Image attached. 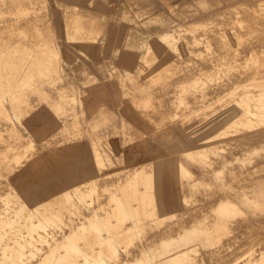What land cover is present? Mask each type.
Returning a JSON list of instances; mask_svg holds the SVG:
<instances>
[{
	"label": "rangeland",
	"instance_id": "obj_1",
	"mask_svg": "<svg viewBox=\"0 0 264 264\" xmlns=\"http://www.w3.org/2000/svg\"><path fill=\"white\" fill-rule=\"evenodd\" d=\"M80 1L87 3L88 0H0V40H2L0 43L10 42V45L19 46L20 51H24L17 56L18 58H14L15 61L23 59L25 52L37 50L35 47L40 43L43 47L50 44L57 51L56 56H50L53 59L51 65L45 64L47 57L42 52L41 55L36 54L37 58L33 60L34 62L37 59L36 63L30 66L24 64V67L19 64L20 66L15 69L16 75L25 76L27 82L21 81L20 78L17 79L18 83L14 87L17 102L12 104L9 99H6V107L9 105L8 114H0V197L12 191L13 185L15 186V183L26 176L22 180L24 183L17 184V187L19 191H28L29 186L31 187L29 208L45 210L41 205H46L52 212L61 211L64 223L60 227L55 226L51 229L54 236L64 240L65 236L79 234L82 237L80 241L84 249L88 248L90 251V248H95L97 250L93 255V260L100 262L98 264H264V163H261L264 161V137L259 138L257 135L259 138L257 140H263L260 144L254 142L256 139L253 141V138H257L253 136L259 130L261 131L258 134L261 137L264 136V120L256 124L252 121L248 122L249 116H247V111L257 108L253 96L264 92V0H236L205 15L195 13L186 22L176 23L177 25L169 30L153 36L133 30L128 26H123L120 30L115 28L110 30V24L106 22L103 15L100 17L87 8H80L78 6ZM242 11L244 13L240 14ZM17 19L20 20L17 21ZM239 19L243 20L240 25L243 27L239 29L238 38H231L223 33L221 29L231 27ZM4 20L5 23H3ZM2 26L6 28L1 29ZM181 27L187 28L189 32L195 30V33L186 34L188 42H175L165 48L157 47L152 51L149 50L152 40L166 34H173ZM122 29L126 31H121ZM115 31L117 34L112 33ZM195 37H198V40L195 41ZM120 38H125L122 43H119ZM262 45L263 47L260 48ZM240 48L244 54L239 53ZM251 48H256L253 49L255 53L259 49L257 52L259 55L249 63L242 61L241 57L246 56L245 53L248 54ZM224 49L228 50L227 53ZM217 55L219 58L223 56V59L216 60L214 63L213 60L218 59L215 57ZM228 55L232 56L229 63L227 62ZM237 58L241 62H238ZM211 61L213 62L211 65L215 64L216 67H211L209 64ZM25 67H28L27 69L31 67V71H26ZM205 68L208 69L205 70ZM46 69L50 71H44ZM196 70L197 74L199 73L197 76ZM246 71L254 74L249 75ZM185 72L184 77L187 80H182L181 78L184 77L179 76ZM7 73L9 74V71ZM97 75L101 77V83L92 89L86 88L85 82ZM187 75H191V78ZM177 76L178 80L176 78L177 81H175L174 78ZM229 77L235 79L232 80ZM227 81L232 83V88L228 87L229 82ZM219 82L223 87H219ZM27 83L30 85L26 87ZM48 90H51L52 94ZM190 92L191 95L194 93V99L191 98ZM167 94L170 96H166ZM197 95L201 96L200 100ZM214 95L216 97L213 98ZM32 96L36 98V101ZM188 96L191 99L188 98V100ZM25 98L28 99L24 100ZM81 98L83 101H80ZM166 100L171 104V108L167 106ZM187 100L189 102L199 100L200 102L192 104L194 101L189 103ZM31 101L36 102L37 105L34 103L36 105L34 106ZM79 103L81 104L78 105ZM179 105H184L183 109L186 110H182ZM180 107L186 113H179ZM78 109H80L79 112ZM203 109L207 111L204 112ZM223 109L232 110V112H227L233 114L228 115L227 112L221 111ZM259 109L264 113V101L260 103V108L257 110ZM208 111L210 113H207ZM236 112L240 114L242 112L243 116H241L244 120L239 114L235 116ZM34 113H36L35 116L39 114L41 122L37 116L36 120ZM42 113L48 114H43L46 118H43ZM225 113L226 117L233 116V121L238 117L242 120L240 118L237 122H233L232 119L228 120ZM81 114L83 118L80 117ZM216 114H220L221 118L225 117L220 118L222 123L218 122L219 115L215 119ZM10 116L12 118L9 119ZM85 117L88 119L86 120ZM27 118L29 123L33 120L32 124L27 122ZM201 118H204L202 122ZM223 120L227 124L223 123ZM168 121L172 122V125L170 124L172 128L167 126ZM207 121L209 123L213 121L215 127L210 126L212 124L208 126ZM82 122L85 124H81ZM37 123L43 126L40 124L41 127L38 125L35 130L34 125ZM198 125H200L199 128ZM201 125L208 126L207 130H212V128L218 130L221 125L227 126L220 128L222 132L215 130V135L210 136L215 131L211 133L203 126L201 129ZM254 125L259 128L257 131L253 130ZM154 126L157 127L154 128ZM188 126L191 128L189 129ZM31 127L33 132H31ZM175 127L180 134L182 133L181 135L176 132ZM38 128H42L40 131L42 137L38 135ZM195 128L196 130H193ZM237 128L244 130L239 131ZM223 129L228 131L223 133ZM200 131L201 133L209 132L207 133L209 136H206V133L200 134ZM47 132L48 134H45ZM217 132L222 134L219 135ZM47 137H50V142ZM59 137L62 142L58 139ZM234 138L237 139L235 140L237 143L233 140ZM110 140H113V144L109 143ZM23 141H25V146H22ZM241 141H245L244 146ZM251 141L254 145L257 144V147L253 146ZM89 142L93 148L89 149L93 151L87 148L90 147ZM56 145L59 147H56L58 150L54 147ZM68 145L73 147L74 154L77 147L81 152L78 150L74 155L72 151H69ZM38 147H43V152ZM60 147L65 153L62 154L61 151L62 155L58 157L55 151H58L60 155ZM97 147L98 150H96ZM22 149L25 150L22 151ZM237 151L240 152L238 155ZM69 153H72L71 157ZM227 156L231 158L228 159ZM39 157H45L44 161L47 163ZM23 161L25 163H22ZM67 163H70L69 166ZM91 163L92 165H89ZM35 165L40 166L42 170L37 166L38 172ZM64 165H67L66 168ZM253 165L259 166L251 167ZM247 167L251 169L248 170ZM104 168L105 171H103ZM16 175L17 177H14ZM100 179L102 184L106 183L102 185ZM12 180L16 182L13 183ZM215 190H218L217 193ZM218 193L222 194L224 199H219L222 196H218ZM3 207L4 203L0 200V213L4 211ZM85 210L91 218L85 215ZM120 218L124 221L123 225L118 226V229L114 227L109 232L107 222L109 220L116 222ZM89 227L93 232L87 231ZM83 228H87L86 233H83L85 232ZM118 232H122L123 236L117 239L115 236L119 234ZM43 233H46V236L53 241L50 237V230L43 231ZM105 233H110L115 237L107 242L111 249L99 243L100 235ZM179 247L191 251L177 260H167L166 252L173 249L178 251ZM41 248H43L42 251L38 256L31 258L29 264L43 262L42 256L47 253L46 245H42ZM110 252L114 253L112 259L108 257ZM123 255L126 257L123 258Z\"/></svg>",
	"mask_w": 264,
	"mask_h": 264
},
{
	"label": "bare ground",
	"instance_id": "obj_2",
	"mask_svg": "<svg viewBox=\"0 0 264 264\" xmlns=\"http://www.w3.org/2000/svg\"><path fill=\"white\" fill-rule=\"evenodd\" d=\"M243 14L244 12L242 11V12H240V14ZM5 16V15H4ZM9 20V19H8ZM8 20H7V22H8ZM18 20H20V19H17V21ZM242 21L243 20H238V21H236L231 27H225V28H223V29H221L222 31H223V33H225L227 36H229V37H231V38H234V37H236V38H238L239 36H240V28H242L243 26H240V25H242ZM0 22H1V20H0ZM6 21L4 20V22L3 23H5ZM10 22V21H9ZM12 22V21H11ZM14 22V21H13ZM21 22V21H20ZM62 22V21H61ZM15 23H16V21H15ZM15 23H13L15 26H16V24ZM19 23V22H18ZM17 23V24H18ZM10 25V24H9ZM177 25V24H176ZM229 25H230V23H229ZM11 26V25H10ZM9 26V27H10ZM225 26H226V24H225ZM3 27H5L6 28V26H2V28L1 29H3ZM8 27V28H9ZM20 27H21V24H20ZM20 27L18 28V29H20ZM205 27H207V26H205ZM224 27V26H223ZM10 29V28H9ZM12 29V28H11ZM17 29V28H16ZM7 29H5V31H6ZM1 31V30H0ZM20 31V30H19ZM121 31H126V29H122ZM120 31V32H121ZM193 31V30H192ZM195 31V30H194ZM189 32V30L187 29V28H184V27H181V28H179L178 30H176V32L175 33H173V34H166L165 36L163 35V36H161V37H159V38H156V39H154V40H152L151 41V43H150V48H149V50L150 51H152V50H154V49H156L157 47H161V48H165V47H167V46H169V45H171L172 43H175V42H180V41H182V42H186L187 41V38H186V34L187 33H195V32ZM55 32H56V30H55ZM171 32V31H170ZM173 32V31H172ZM215 32V31H214ZM9 33V32H8ZM20 33V32H19ZM123 33H125V32H123ZM12 34H13V32H12ZM10 35V34H9ZM8 35V36H9ZM121 35V34H120ZM8 36H6V37H8ZM57 36H58V34H57ZM225 36V35H224ZM6 37H5V39H6ZM56 37V36H55ZM119 37V36H118ZM243 37V36H242ZM58 38V37H57ZM11 39V38H10ZM9 39V40H10ZM16 39H18V38H16ZM124 39L125 38H120V40H119V43H122V41H124ZM207 39H209V37L207 38ZM220 39V38H219ZM55 40V39H54ZM196 40H198V37H195V41ZM235 40V39H234ZM0 41H2V40H0ZM6 41H8V40H6ZM19 41H20V39H19ZM57 41V40H56ZM194 41V42H195ZM219 41H221V40H219ZM218 41V42H219ZM230 41V40H229ZM236 41V40H235ZM11 42H12V40H11ZM18 42V41H17ZM23 42V41H22ZM188 42V41H187ZM222 42V41H221ZM21 43V42H20ZM56 43V42H55ZM58 43H59V41H58ZM212 43H213V41H212ZM14 44V43H13ZM52 44V43H51ZM193 44V43H192ZM222 44H224V43H222ZM21 45V44H20ZM85 45V44H84ZM183 45V44H182ZM244 45V44H243ZM45 47H43V44H39V45H37L35 48H37V50H35L34 52H25L24 54H25V57H24V54H23V56H22V58L23 59H20V60H17L16 59V61H15V59L14 58H16L17 56H20V54L22 53V52H24V51H20L21 49H19V46L17 47L16 45L14 46V45H10V42H6V43H0V114L1 115H6V113H7V111H8V109H9V105H7V107H8V109H7V107H6V105H5V103H6V99H9V101L13 104L14 102L16 103L17 101H16V99H17V95H16V91H14V87L16 86V84L18 83L17 82V79L18 78H20V80L21 81H26V77L25 76H22V77H18L16 74V72H15V69L18 67V66H20L19 64H21L22 66L25 64H27V66L29 65L30 66V64H32V63H34L37 59H35V61L33 62V60H34V58L36 57L37 58V55L36 54H40L41 55V53L43 52L44 53V55L47 57V61H46V65L48 64H50L51 65V63L53 62V59L52 58H50V56H56V50L55 49H53L52 48V46L49 44H46V45H44ZM59 46H61V45H59ZM57 47V46H56ZM84 47V46H83ZM187 47V46H186ZM189 47V46H188ZM244 47H246V45H244ZM261 47H263V45L262 46H260V48ZM179 48V47H178ZM190 48V47H189ZM256 48H257V46H256ZM256 48H253V49H256ZM23 49V48H22ZM239 49V48H238ZM252 49V48H251ZM250 49V50H251ZM253 49H252V53H250V50H248L249 52H248V54L247 53H245L246 54V56H244L243 54H244V51L242 52V50H241V48H240V52L239 53H243V54H240L242 57V61L244 60V61H246V62H250V61H252V59H254L257 55H259V53H257L258 51H259V49L256 51V53L255 52H253ZM64 50V49H63ZM204 50V49H203ZM216 50V49H215ZM225 51H226V49H224ZM232 50V49H231ZM261 50V49H260ZM263 50H264V48H263ZM228 51V50H227ZM227 51H226V53H227ZM183 52V51H182ZM204 52V51H203ZM247 52V51H246ZM261 52V51H260ZM61 53V52H60ZM220 53V52H219ZM225 52H223V54H226ZM263 53V52H262ZM222 54V53H221ZM220 54V55H221ZM222 54V55H223ZM230 54V53H229ZM231 54H232V52H231ZM227 55V54H226ZM234 55H236V54H234ZM240 55H239V59H240ZM261 55V54H260ZM64 56V55H63ZM238 56V55H237ZM38 57H40L39 55H38ZM65 57V56H64ZM192 57V56H191ZM190 57V58H191ZM215 57H217L218 59H214L213 61H214V63H215V61L216 60H220V59H223V56H222V58H219L218 57V55L217 56H215ZM221 57V56H220ZM227 57H229L228 58V60H227V62L229 63V59H230V57H232V56H230V55H228ZM234 57V56H233ZM261 57H262V55H261ZM18 58V57H17ZM66 58V57H65ZM128 58V57H127ZM211 58V57H210ZM214 58V57H213ZM238 58H237V60H238ZM260 58V57H259ZM39 60H40V58H39ZM189 60V59H188ZM192 60V59H191ZM226 60V59H225ZM256 60V59H255ZM63 60L61 59V62H62ZM170 61H172V60H170ZM173 61H174V56H173ZM190 61V60H189ZM208 61V60H207ZM233 61V60H232ZM263 61V60H262ZM262 61H260L261 63H263ZM38 62V61H37ZM43 62V61H42ZM175 62V61H174ZM185 62V61H184ZM193 62H195V61H193ZM204 62V61H203ZM202 62V63H203ZM209 62V61H208ZM221 62V61H220ZM226 62V61H225ZM238 62H241L240 60H238ZM36 63V62H35ZM201 63V62H200ZM211 63H213L212 61L209 63L210 65H211ZM233 63V62H232ZM38 65H39V63H37ZM36 64V65H37ZM204 64V63H203ZM202 64V66H206V67H208L206 64H204L203 65ZM208 64V63H207ZM208 64V65H209ZM216 64H220V63H216ZM222 64V63H221ZM244 64V63H243ZM44 65V64H43ZM199 65V64H198ZM209 65V66H210ZM225 65H227V64H225ZM32 66V65H31ZM212 66H215V64H212L211 65V67ZM24 67V66H23ZM42 67V66H41ZM192 67V66H191ZM196 67V66H195ZM194 67V68H195ZM200 67V66H199ZM216 67V66H215ZM246 67V66H245ZM263 67V66H262ZM26 68V67H25ZM28 68V67H27ZM25 69L26 71L28 70L29 72L31 71V67H29V69ZM190 68V67H189ZM209 69H210V67H208ZM208 68H205V70L206 69H208ZM264 68V67H263ZM21 69V68H20ZM41 69V68H40ZM131 69H133V68H131ZM198 69V71H199V68H197ZM203 70H204V68H202ZM213 69H214V67H213ZM191 70H192V68H191ZM194 70V69H193ZM214 70H216V69H214ZM224 70V69H223ZM255 70V69H254ZM253 70V71H254ZM7 71H9V74L7 73ZM22 71V70H21ZM44 71H50V69L49 70H44ZM190 71V70H189ZM209 71V70H208ZM264 71V70H263ZM262 71V72H263ZM46 72V73H47ZM63 72H64V69H63ZM62 72V73H63ZM194 73H195V71H193ZM202 72V71H201ZM207 72V71H206ZM247 72V71H246ZM32 73V72H31ZM35 73V72H34ZM208 73V72H207ZM240 73H242V71H240ZM248 73V72H247ZM29 74V73H28ZM49 74V73H48ZM186 74V72L183 74V75H180L179 77H184V75ZM189 74H191V73H189ZM188 74V75H189ZM196 76L199 74H197V70H196ZM215 74V73H214ZM235 74H237L238 75V73H235ZM249 74V73H248ZM254 73H252V72H250V74L249 75H253ZM260 74V73H259ZM29 75H31V74H29ZM187 75V76H188ZM191 75H193V74H191ZM190 75V76H191ZM230 75H233V74H230ZM236 75V76H237ZM63 76V75H62ZM125 76V75H124ZM136 76V75H135ZM186 76V77H187ZM190 76H188V77H190ZM247 76V75H246ZM245 76V77H246ZM64 77V76H63ZM126 77V76H125ZM137 77H138V75H137ZM137 77H136V79H137ZM193 77V76H192ZM213 77V76H212ZM250 77V76H249ZM37 78V77H36ZM176 78H177V80H178V76L177 77H175L174 79H175V81H177L176 80ZM191 78V77H190ZM236 78H239V77H236ZM241 79L243 78V77H240ZM248 78V77H247ZM251 78V77H250ZM259 78V77H258ZM139 79V78H138ZM182 80L183 79H186L185 77L184 78H181ZM197 79V78H196ZM203 79V78H202ZM229 79H232V80H234L235 78H230L229 77ZM240 79V80H241ZM244 79V78H243ZM49 80V79H48ZM101 77L100 76H94L93 77V79L92 80H90V81H88V82H85V87L86 88H88V89H92V88H94V86L95 85H98L99 83H101ZM173 80V79H172ZM182 80H181V82H182ZM187 80V79H186ZM191 80V79H190ZM194 80V79H193ZM198 80H199V78H198ZM227 80V79H226ZM225 80V81H226ZM237 80V79H236ZM180 81V80H179ZM238 81V80H237ZM245 81V80H244ZM27 82V81H26ZM186 82V81H185ZM184 82V83H185ZM189 82H191V81H189ZM194 82V81H193ZM229 81H227V83H228ZM223 83H225V82H223ZM182 84V83H181ZM180 84V85H181ZM219 84H220V82H219ZM233 84H235L234 83V81H233ZM237 84V83H236ZM20 85V84H19ZM30 84L29 83H27L26 84V87L27 86H29ZM40 85V84H39ZM103 85V84H102ZM179 85V86H180ZM192 85H193V83H192ZM215 85H216V83H215ZM228 85V87H230V88H232V83H230L229 82V84H227ZM229 85H231V86H229ZM191 86V85H190ZM218 86V85H217ZM223 87V85L222 84H220L219 85V87ZM234 86V85H233ZM33 87V86H32ZM170 87V86H169ZM172 87V86H171ZM178 87V86H177ZM193 87V86H192ZM196 87H197V85H196ZM38 88V87H37ZM60 88V87H59ZM175 88V87H174ZM180 88V87H179ZM198 88V87H197ZM201 88V87H200ZM211 88H212V86H211ZM210 88V89H211ZM227 88V87H226ZM20 89V88H19ZM189 89V88H188ZM193 89V88H192ZM204 89H206V88H204ZM213 89V88H212ZM216 89V88H215ZM221 89V88H220ZM22 90V89H21ZM218 90H219V88H218ZM253 90V89H252ZM48 91H51V90H48ZM195 91H196V89H195ZM229 91V90H228ZM175 91H173V93H174ZM176 92H177V90H176ZM189 92V91H188ZM191 92H194V91H192L191 90ZM191 92H190V95H191ZM199 92H200V89H199ZM209 92L210 93H212L211 92V90H209ZM249 92H251V91H249ZM256 92V91H255ZM81 93H83V92H81ZM163 93V92H162ZM162 93H161V95H162ZM165 93H168V92H165ZM170 93V92H169ZM172 93V92H171ZM187 93V92H186ZM185 93V94H186ZM196 93V92H195ZM229 93V92H228ZM51 94H52V91H51ZM65 94V93H64ZM78 94V93H77ZM176 94V93H175ZM194 94V93H193ZM191 95L192 97L191 98H193L194 99V97L193 96H195V95ZM197 94V93H196ZM213 94V93H212ZM222 94V93H221ZM153 95V94H152ZM169 94H167L166 96H168ZM179 95V94H178ZM189 95V96H190ZM54 97L56 96V95H53ZM52 96V97H53ZM78 96V95H77ZM170 96V95H169ZM187 97V99L189 98V99H191L190 97ZM198 96V95H197ZM196 96V97H197ZM202 96H204V95H202ZM225 96V95H224ZM28 97H29V94H28ZM173 98H174V96H172ZM171 97V98H172ZM180 97H182V96H180ZM179 97V98H180ZM185 97V100H186V96H184ZM199 97V100H200V97L201 96H198ZM197 97V98H198ZM213 98L214 97H216L215 95L214 96H212ZM32 98L34 99L35 97L34 96H32ZM172 98V99H173ZM197 98H195V99H197ZM213 98H210V99H213ZM26 99H28V98H25L24 100H26ZM31 99V98H30ZM32 99V100H33ZM175 99V98H174ZM173 99V100H174ZM184 99V98H183ZM188 99V100H189ZM210 99H208V101L210 100ZM187 100V101H188ZM198 100V101H199ZM223 100V99H222ZM221 100V101H222ZM253 100H254V102H255V106L257 107V108H260V103L261 102H263L264 101V92H262L260 95H256L255 97L253 96ZM35 101H36V98H35ZM38 101V100H37ZM80 101H83L82 100V98L80 99ZM79 101V102H80ZM168 103H169V101L168 100H166ZM170 101H171V99H170ZM194 101V100H193ZM193 101H188L189 103H191V102H193ZM197 101V102H198ZM67 102H68V100H67ZM167 102H165V103H167ZM177 102V101H176ZM196 101H194V103H192V104H198ZM200 102V101H199ZM203 102V101H202ZM220 102V101H219ZM19 103V102H18ZM20 103H21V101H20ZM36 104V102H33L32 103V101H31V104ZM48 103V102H47ZM167 103V106L169 105V107H170V103L168 104ZM171 103H172V101H171ZM185 103V102H184ZM207 103V102H206ZM34 104V106H36ZM81 103H79L78 105H80ZM85 104V103H84ZM100 104V103H99ZM161 104V103H160ZM173 104H174V102H173ZM57 105V107H58V104H56ZM55 105H53V107H54ZM82 106V105H81ZM179 106H181L182 107V110H186V109H183L184 108V105L182 106V105H179ZM186 106H188V105H186ZM185 106V107H186ZM202 106V105H201ZM52 107V108H53ZM57 107H56V109H57ZM84 107V106H83ZM87 107V106H86ZM168 107V108H169ZM181 107H180V112L179 113H186L185 111L183 112L182 110H181ZM197 107H199V106H197ZM196 107V108H197ZM55 108V107H54ZM54 108H53V111H54ZM59 108V107H58ZM78 108H79V106H78ZM101 108H102V106H101ZM171 108V107H170ZM191 108V107H190ZM195 108V109H196ZM210 108H211V106H210ZM209 108V109H210ZM246 108V107H245ZM253 108V107H252ZM257 108H256V110L255 109H251V110H249V111H247V113H248V115L247 116H249L248 117V119H249V121L248 122H250V121H252V122H255L256 124L257 123H262V120H264V113L263 112H260L261 111V109H259V110H257ZM55 109V110H56ZM85 109V108H84ZM83 109V110H84ZM192 109V108H191ZM198 109V108H197ZM58 110V109H57ZM79 110L80 109H78V112H79ZM167 110V109H166ZM173 110V108L171 109V111ZM174 110H175V108H174ZM226 110V109H225ZM224 109L223 110H221V111H223V112H232V110H229V109H227V111H225ZM241 110V109H240ZM50 111V110H49ZM164 111V110H163ZM170 111V112H171ZM182 111V112H181ZM203 111H204V109H203ZM207 111V110H206ZM206 111H204V112H206ZM221 111H220V113H221ZM236 111H238V110H236ZM34 112V111H33ZM33 112H31L32 114H33ZM58 112V111H57ZM227 112V113H228ZM243 113H244V111H242ZM242 112H241V114H240V112H236L235 113V116H237L238 114L240 115V117L242 118ZM10 113H12L11 111H10ZM17 113H18V111H17ZM48 113V112H47ZM47 113H42V115L44 114H47ZM178 113V112H177ZM178 113V115L180 116V114ZM207 113H210L209 111L207 112ZM246 113V114H247ZM8 114V113H7ZM13 114V113H12ZM31 114V115H32ZM35 114L36 113H34V116H35ZM79 114V113H78ZM202 114H204V113H202ZM222 114V113H221ZM233 114V113H232ZM231 113L229 114L228 113V115H232ZM237 114V115H236ZM19 115V114H18ZM44 115H43V118H46V117H44ZM48 115V114H47ZM205 115V114H204ZM217 115H219L218 117H219V119H218V122L219 123H222V122H220L221 121V119H224L226 116H227V114L225 113L224 115H225V117H220L221 115L220 114H216V116H215V119L217 118ZM223 115V114H222ZM242 115V116H241ZM245 115V114H244ZM12 116V115H11ZM9 117V119L10 118H12V117H14V116H12V117ZM33 116V117H34ZM37 116V115H36ZM36 116H35V118H36ZM38 116H39V114H38ZM37 116V118L39 119V117ZM41 116V115H40ZM71 116V115H70ZM74 116V115H73ZM97 116V115H96ZM101 116V115H100ZM6 117V116H5ZM29 117V116H28ZM32 117V116H31ZM81 118H83L82 117V114H81V116H80ZM79 117V118H80ZM89 117H91V116H89ZM181 117H183V114H181ZM181 117H179V118H181ZM191 117H196V116H191ZM232 117L233 116H231V118H229V117H226V119L228 118V120H230V119H232ZM240 117H238V118H240ZM22 118V117H21ZM37 118H36V120H37ZM42 118V117H41ZM80 118V119H81ZM87 117H85V119H86ZM167 118V117H166ZM193 118V119H194ZM221 118V119H220ZM236 118V117H235ZM238 118H236V120H234L235 122H237L238 121ZM240 118V119H241ZM246 118V117H245ZM4 119V118H3ZM6 119V118H5ZM63 119H65V118H63ZM67 119V118H66ZM88 119V118H87ZM86 119V120H87ZM177 119H178V117H177ZM191 119V118H190ZM189 119V120H190ZM197 119V118H196ZM214 119V118H213ZM212 119V120H213ZM225 119V120H226ZM243 120H244V118H242ZM241 119V120H242ZM14 120V119H13ZM16 120V119H15ZM40 120V122H41V119H39ZM45 120V119H44ZM180 120V119H179ZM178 120V121H179ZM195 120V119H194ZM201 120V122H202V120H204V118L202 119H200ZM199 120V121H200ZM210 120H211V117H210ZM1 121V120H0ZM21 121H22V119H21ZM30 121V120H29ZM181 121V120H180ZM186 121V120H185ZM198 121V122H199ZM209 121V120H208ZM207 121V122H208ZM213 121H215V120H213ZM213 121L211 122V123H209L208 122V126L210 125V124H212V125H210V126H212V127H215V126H213ZM224 121V120H223ZM232 121H233V119H232ZM232 121H231V123H232ZM233 121V122H234ZM245 121H247V120H245ZM23 122V121H22ZM27 122H28V118H27ZM32 122H33V120H32ZM32 122L31 123H29V124H32ZM37 122V121H36ZM64 122V121H63ZM69 122V121H68ZM72 122V121H71ZM87 122V121H86ZM188 122V121H187ZM193 122V121H192ZM242 122V121H241ZM16 123V122H15ZM88 123V122H87ZM166 123H168V127L170 126V124L172 123H169V121L168 122H166ZM173 123H174V121H173ZM215 123H216V121H215ZM223 123H225V121L223 122ZM4 124V123H3ZM16 124H18V123H16ZM41 124V123H40ZM40 124H38L37 123V125H34L35 127H36V129L34 128V126H33V128L35 129V130H37V127H38V125H39V127H41V125ZM46 124V123H45ZM81 124H85V123H81ZM195 124H197V122H195ZM225 124H227V123H225ZM12 125V124H11ZM27 124H25V126H26ZM91 125V124H90ZM154 125H156V124H154ZM164 125V124H163ZM172 125V124H171ZM174 125V124H173ZM176 125V124H175ZM174 125V126H175ZM185 125V124H184ZM187 125V124H186ZM193 126H194V124H192ZM207 125V124H206ZM206 125H201V129H202V126L204 127V129L205 130H207L206 129V127H208V126H206ZM216 126H217V124H215ZM5 126H6V124H5ZM4 126V127H5ZM17 126V125H16ZM30 126V125H29ZM43 126V125H42ZM165 126V125H164ZM192 126V127H193ZM199 126L200 125H198V128H199ZM227 125H221V127H217L218 128V130L217 129H213L212 127H210V128H212V130H207V131H210L211 133H212V131H220V128L222 129L223 127H226ZM235 126V125H234ZM10 127V126H9ZM70 127V126H69ZM69 127H67V128H69ZM84 127H87V126H85L84 125ZM83 127V128H84ZM92 127V126H91ZM148 127V126H147ZM151 127V126H150ZM155 127H157V126H154V128ZM187 127V126H186ZM231 127H233V126H231ZM236 127V126H235ZM247 127V126H246ZM2 128V127H1ZM17 128H18V126H17ZM32 128V127H31ZM33 128H32V130H31V132H33ZM53 128H55V127H53ZM53 128H51V129H53ZM64 128V127H63ZM87 128H90V127H87ZM86 128V130H88ZM93 128V127H92ZM161 128V127H160ZM170 128H172L171 126H170ZM176 128L177 127H175V130H176ZM180 128V127H179ZM188 128H189V126H188ZM190 128H191V126H190ZM189 128V129H190ZM198 128H197V130H198ZM229 128V127H228ZM252 128H253V130H258L259 128H257V125H254V127L252 126ZM19 129V128H18ZM24 129V128H23ZM23 129H21V130H23ZM27 129V128H26ZM39 129V128H38ZM42 129V128H41ZM41 129H39V133H38V135H39V137L41 136L40 135V131H41ZM44 129V128H43ZM164 129H166V128H164ZM173 129H174V127H173ZM187 129V128H186ZM239 131H241V130H244V129H239V128H237ZM21 130H19V131H21ZM49 130V129H48ZM56 129H54V131H55ZM163 130V129H162ZM171 130V129H170ZM174 130V131H175ZM188 130V129H187ZM193 130H196V128L195 129H193ZM224 130V129H223ZM227 130V129H226ZM226 130H224L223 131V133L224 132H226ZM237 130V131H238ZM246 130V129H245ZM263 130H264V128H263ZM5 131V130H4ZM9 131V130H8ZM18 131V132H19ZM30 131V130H29ZM47 131V130H46ZM84 131H85V128H84ZM180 131V130H179ZM216 131L215 132H213L212 133V135H210V136H213V135H215V133H216ZM228 131V130H227ZM259 131H261V130H259ZM259 131L257 132V134L256 135H254L253 137H257V135L259 136V138H263L264 136H260L258 133H259ZM38 132V131H37ZM51 132V131H50ZM176 132H178L177 130H176ZM220 132H222V130L220 131ZM232 132H234V130L232 131ZM245 132H247L248 133V131H244V133ZM57 133V132H56ZM67 133V132H66ZM84 133V132H83ZM144 133V132H143ZM179 133V135H181L180 134V132H178ZM200 134H203V133H206V132H203V133H201V131L199 132ZM207 133H209V132H207ZM206 133V134H207ZM210 133V134H211ZM241 133H243V132H241ZM22 134H25V133H22ZM35 134H36V132H35ZM45 134H48V132L47 133H45ZM75 134V133H74ZM90 134V133H89ZM88 134V135H89ZM162 134V133H161ZM184 134V133H183ZM217 134H219L218 132H217ZM216 134V135H217ZM220 134H222V133H220ZM219 134V135H220ZM237 134H238V132H237ZM250 134V133H249ZM58 135V134H57ZM83 135H85V134H83ZM241 135V134H240ZM244 135V134H243ZM5 136V135H4ZM6 136H8V134L6 135ZM24 136H26V135H24ZM54 136H55V133H54ZM87 136V135H86ZM206 136H209V134H207ZM233 136V135H232ZM235 136H237V135H235ZM14 137V136H13ZM42 137V136H41ZM43 137H44V135H43ZM64 137V136H63ZM73 138H74V136H72ZM214 137H216V136H214ZM213 137V138H214ZM228 137V136H227ZM247 137H250L249 135H247ZM7 138V137H6ZM30 138H32V137H30ZM47 138H49L50 139V137H47ZM61 137H59L58 139H60ZM68 138V137H67ZM87 138V137H86ZM184 138V137H183ZM238 138V137H237ZM242 138V137H241ZM246 138V137H245ZM252 138V137H251ZM258 137L257 138H253V141H254V139H259ZM54 139H56V138H54ZM53 139V140H54ZM75 139H76V137H75ZM79 139H80V137H79ZM84 139H85V137H84ZM89 138H87V140H88ZM128 139V138H127ZM145 139V138H144ZM184 139H186V138H184ZM217 139V138H216ZM226 140H228L227 138H225ZM8 140V139H7ZM26 140V139H25ZM30 140V139H29ZM28 140V141H29ZM61 140V139H60ZM74 140V139H73ZM215 140V139H214ZM234 141L235 140H237V139H233ZM251 140V139H250ZM254 141V142H257V144H258V142H259V144L261 143V141H263V140H261V141H259V140H257V141ZM46 141H48V139L46 140ZM51 141V139L49 140V142ZM55 141V140H54ZM56 141H57V139H56ZM63 141H64V139H63ZM75 141V140H74ZM79 141V140H78ZM84 141V140H83ZM88 141H90V139L88 140ZM111 141V140H110ZM113 141V140H112ZM112 141L111 142H109V143H112ZM151 141V140H150ZM230 141H232V139L230 140ZM253 141H251V142H253ZM25 141H23V143H24ZM53 142V141H52ZM58 142V141H57ZM61 142H62V140H61ZM67 142V141H66ZM71 142V141H70ZM76 142V141H75ZM86 142V141H85ZM122 142V141H121ZM185 142H187L186 140H185ZM222 142H224V141H222ZM229 142V141H228ZM236 142V141H235ZM242 143V146H244L243 144L245 143V141L243 142V141H241ZM254 142H253V146H255V147H257V144L256 145H254ZM12 143V142H11ZM22 143V144H23ZM39 143V142H38ZM72 143V142H71ZM87 143V142H86ZM91 142H89V144H90ZM134 143H136V142H134ZM230 143V142H229ZM237 143V142H236ZM18 144V143H17ZM28 144V143H27ZM41 144V143H40ZM39 144V145H40ZM47 144V143H46ZM56 144V143H55ZM58 144V143H57ZM60 144V143H59ZM67 144V143H66ZM105 144V143H104ZM113 144V143H112ZM119 144H120V142H119ZM140 144H141V142H140ZM152 144H153V141H152ZM185 144V143H184ZM188 144V143H187ZM190 144H192V143H190ZM246 144H250V143H246ZM252 144V143H251ZM250 144V145H251ZM29 145V144H28ZM27 145V146H28ZM37 145V144H36ZM38 145V146H39ZM52 145V144H51ZM70 146H73V145H71V144H69ZM68 145V146H69ZM106 145V144H105ZM107 145H108V143H107ZM111 145V144H110ZM135 145V144H134ZM142 145V144H141ZM140 145V146H141ZM233 145V144H232ZM239 145V144H238ZM2 146H3V144H2ZM7 146H8V144H7ZM16 146V145H15ZM22 146H25V143H24V145H22ZM26 146V147H27ZM47 146V145H46ZM45 146V147H46ZM67 146V147H68ZM69 146V148H70V150L69 151H72L73 152V150H72V148ZM77 146V145H76ZM152 146V145H151ZM242 146H241V148H242ZM252 146V147H253ZM5 147V146H4ZM55 148L56 147H58L57 145L56 146H54ZM75 147V146H74ZM225 147V146H224ZM251 147V146H250ZM2 149H3V147H1ZM11 148V147H10ZM19 148V147H18ZM39 148V147H38ZM43 148V147H42ZM42 148H39V149H41V151H42ZM47 149H49L48 148V146L46 147ZM59 148V147H58ZM61 148V147H60ZM65 147L63 146V149H64ZM79 147H77L75 150H76V152L78 151V150H80V149H78ZM88 149L89 148H92V145L90 144V147L88 146L87 147ZM131 148H133V146L131 147ZM135 148V147H134ZM139 147L137 146V149H138ZM39 149H37V150H39ZM57 149V148H56ZM93 149V148H92ZM92 149H89V150H92ZM99 148L97 147V149L96 150H98ZM146 148H144V150H145ZM148 149H150V148H148ZM154 149V148H153ZM25 150V149H24ZM23 149H22V151H24ZM52 150V149H51ZM58 150V149H57ZM60 150V149H59ZM65 150H68V149H65ZM74 150V151H75ZM88 150V151H89ZM101 150V149H100ZM120 150H121V148H120ZM133 150H136V149H133ZM151 150V149H150ZM243 150H244V148H243ZM242 150V151H243ZM41 151L39 152V155H40V153H41ZM61 151H62V148H61V150H60V155H59V152L58 151H55V153L57 152V154H58V157L60 156L61 157V155L62 154H64L63 153V151H62V154H61ZM93 151V150H92ZM138 151H140V150H138ZM239 151V150H238ZM236 152V154L238 155L240 152ZM1 152V151H0ZM43 152V151H42ZM47 152V151H46ZM50 152V151H49ZM68 152V151H67ZM76 152H75V154H76ZM80 152H81V150H80ZM89 152H91V151H89ZM88 152V153H89ZM99 152V151H98ZM141 152V151H140ZM145 152V151H144ZM20 153V152H19ZM32 153V152H31ZM45 153V152H44ZM48 153V152H47ZM94 153V152H93ZM102 153H103V150H102ZM142 153H143V151H142ZM21 154V153H20ZM43 154V153H42ZM46 154V153H45ZM70 154H72V153H69L68 155H69V157H71L70 156ZM73 154H74V152H73ZM74 154V155H75ZM79 154V153H78ZM77 154V155H78ZM82 154H83V152H82ZM91 154V153H90ZM90 154H88L89 156H90ZM95 154V153H94ZM235 154V155H236ZM11 155H12V153H11ZM10 155V158H12V156ZM16 155V154H15ZM35 155V154H34ZM52 155H54V154H52ZM68 155H67V157H68ZM263 155V154H262ZM9 156V155H8ZM21 156V155H20ZM84 156V155H83ZM16 157H17V155H16ZM15 157V158H16ZM42 157V156H41ZM41 157H39L41 160L43 159V161H44V158H41ZM54 157V156H53ZM57 157V156H56ZM64 157H65V155H64ZM73 157H75V156H73ZM78 158H79V155L77 156ZM80 157H81V155H80ZM88 157V156H87ZM93 157V156H92ZM144 157V156H143ZM230 157V156H229ZM229 157L227 156V158L229 159ZM264 157V156H263ZM9 158V157H8ZM13 158H14V156H13ZM82 158V157H81ZM89 158V157H88ZM94 158H96V157H94ZM231 158V157H230ZM3 159V158H2ZM33 159V158H32ZM62 160V162H63V157L61 158ZM67 159H69V158H67ZM90 159V158H89ZM103 159V158H102ZM144 159V158H143ZM235 159V158H234ZM263 159V158H262ZM46 160V159H45ZM71 160V159H70ZM73 161L75 160V159H72ZM79 160V159H78ZM83 160V159H82ZM91 160V159H90ZM105 160V159H104ZM141 160V159H140ZM231 160V159H230ZM17 161H18V159H17ZM39 161V160H38ZM43 161H41V162H43ZM51 161H53V159H51ZM59 161H60V158H59ZM58 161V162H59ZM96 161V160H95ZM37 162V161H36ZM35 162V163H36ZM44 162H46V161H44ZM75 162H76V160H75ZM84 161H82V163H83ZM219 162V161H218ZM258 162V161H257ZM260 162V161H259ZM258 162V163H259ZM19 163V162H18ZM22 163H25L24 161L22 162ZM28 163V162H27ZM47 163V162H46ZM46 163H44V166H45V164ZM60 163V162H59ZM70 163H72V162H70ZM70 163H67L68 164V166H69V164ZM107 163V162H106ZM105 163V164H106ZM258 163H256V164H258ZM262 164L264 163V161L263 162H261ZM38 164H40V161H39V163ZM62 164H65V163H62ZM95 164H96V162H95ZM155 164V163H154ZM219 164H220V162H219ZM14 165V164H13ZM12 165V166H13ZM16 165V164H15ZM49 165H50V163H49ZM48 165V167H50ZM83 165V164H82ZM89 165H92V163L91 164H89ZM260 165V164H259ZM258 165V166H259ZM264 165V164H263ZM25 166V165H24ZM36 166V165H35ZM38 166V165H37ZM36 166V169H38V167H40V166H38L37 167ZM52 166V165H51ZM60 166V165H59ZM65 166V165H64ZM67 166V165H66ZM66 166H65V168H66ZM80 166H81V164H80ZM86 166V165H85ZM84 166V167H85ZM88 166V165H87ZM94 166V165H93ZM138 166V165H137ZM140 166V165H139ZM255 165H253V166H251V167H254ZM258 166H255V167H258ZM22 167H23V165H22ZM43 167V166H42ZM46 167V166H45ZM47 167V168H48ZM71 167V166H70ZM90 167H92V166H90ZM95 167V166H94ZM93 167V168H94ZM134 167V166H133ZM216 167V166H215ZM220 167V166H219ZM251 167L249 168V167H247L248 168V170L249 169H251ZM261 167V166H260ZM20 168H21V166H20ZM24 168V167H23ZM81 169L83 168L82 166L80 167ZM87 168V167H86ZM101 168V167H100ZM141 168V167H140ZM15 169V168H14ZM22 169V168H21ZM35 169V170H36ZM40 170H42V168L40 167L39 168ZM39 169H38V172H39ZM52 169L54 170V168L52 167ZM80 169V170H81ZM89 169V168H88ZM97 169V168H96ZM99 169V168H98ZM97 169V170H98ZM114 169V168H113ZM147 169V168H146ZM213 169V168H212ZM48 170V172H49V169H47ZM107 170V169H106ZM246 170V169H245ZM17 171V170H16ZM20 171V170H19ZM32 171V170H31ZM30 171V172H31ZM82 171H83V169H82ZM86 171H88V170H86ZM103 171H105V168L103 169ZM109 171V170H108ZM239 171V170H238ZM241 171V170H240ZM29 172V171H28ZM36 172V171H35ZM34 172V173H35ZM41 172H43V171H41ZM40 172V173H41ZM54 172H56L55 170H54ZM96 172V171H95ZM98 172V171H97ZM246 172V171H245ZM259 172V171H258ZM37 173V172H36ZM35 173V174H36ZM47 173V172H46ZM65 173V172H64ZM85 173V172H84ZM2 174V173H1ZM15 174H17V173H15ZM31 174V173H30ZM44 174V173H43ZM48 174V173H47ZM53 174V173H52ZM86 174V173H85ZM85 174H83V176H85ZM191 174H193V173H191ZM5 175H6V173H5ZM4 175V176H5ZM26 175V174H25ZM87 175V174H86ZM19 176V175H18ZM260 176H263V175H260ZM3 177V176H2ZM14 177H17V175L16 176H14ZM26 177V176H25ZM24 177V178H25ZM36 177V176H35ZM101 177H103L102 175H101ZM132 177V176H131ZM196 177V176H195ZM19 178V177H18ZM17 178V179H18ZM22 178V177H21ZM23 178V179H24ZM85 178H87V177H85ZM166 178V177H165ZM167 178H168V175H167ZM227 178V177H226ZM263 178V177H262ZM17 179H15V180H17ZM20 179V178H19ZM22 179V180H23ZM70 179V178H69ZM95 179V178H94ZM120 179V178H119ZM196 179V178H195ZM242 179V178H241ZM1 180V179H0ZM14 180V179H13ZM12 180V181H13ZM22 180H20V181H18L17 183H15L14 181H13V183H15V186L13 185V190L12 191H10L8 194H6V195H2L1 197H0V200L4 203V207H3V209H4V211L3 212H1L0 213V264H29V260L31 259V258H33V257H36V256H38L39 255V253L42 251L41 249H43V248H41V246L42 245H46V251H47V253L45 254V255H43L42 256V258H44L42 261V263H40V264H98V263H100V262H96L95 260H93V255L95 254V252H97V250L95 249V248H90V251H88V248H87V250L86 249H84L83 247H82V243H81V236L79 235V234H73V235H69V236H65V238H64V240H60L61 239V237L59 238L58 236H54V234H53V232L51 231V229H53V227H55V226H58V227H60L63 223H64V219H63V215L60 213L61 211H57V212H52L50 209H49V207H47L46 205H41L42 206V208H44L45 210H40V209H37V208H35V209H33V208H29V206H28V202H29V200L31 199L30 198V186H29V189H28V191H23V190H20L19 191V187H17V184H22V183H24ZM26 180V179H25ZM91 180H93L92 178H91ZM104 180V179H103ZM117 180V179H116ZM230 180V179H229ZM229 180H228V182H229ZM232 180V179H231ZM108 181H109V178H108ZM2 182H5V181H3L2 180ZM7 182V181H6ZM89 182V181H88ZM102 182H104V181H102ZM116 182V181H115ZM228 182H225L226 184L228 183ZM27 183V182H26ZM78 183H79V180H78ZM84 184L86 183V182H83ZM100 183H101V179H100ZM99 183V184H100ZM104 183H106V182H104ZM103 183V184H104ZM110 183V182H109ZM111 183H113L112 181H111ZM230 183H231V181H230ZM10 184H11V182H10ZM80 184V183H79ZM102 184V183H101ZM100 184V185H101ZM102 184V185H103ZM27 185V184H26ZM110 185V184H109ZM235 185V184H234ZM32 186V185H31ZM105 186V185H104ZM108 186V185H107ZM110 186H112V185H110ZM233 186V185H232ZM8 187V186H7ZM101 187H103V186H101ZM180 187V186H179ZM235 187H237V185L235 186ZM96 188V187H95ZM99 188H100V186H99ZM2 189V188H1ZM89 189V188H88ZM104 189H105V187H104ZM181 189V188H180ZM192 189V188H191ZM100 190H101V188H100ZM109 190V189H108ZM116 191V190H115ZM188 191V190H187ZM216 191V190H215ZM218 191V190H217ZM217 191H216V193H217ZM101 192V191H100ZM112 192V191H111ZM110 192V193H111ZM102 193V192H101ZM101 193H99L100 195H101ZM2 194H4V193H2ZM103 194V193H102ZM192 194V193H191ZM212 194H214V193H212ZM223 194H224V192H223ZM219 195H221L222 196V194H220V193H218V196ZM193 196V195H192ZM214 196V195H213ZM107 197H108V195H107ZM126 197V196H125ZM210 197H212V196H210ZM74 198H76L75 196H74ZM221 198H223L224 199V197L222 196V197H220L219 199H221ZM107 199V198H106ZM117 199V198H116ZM220 201V200H219ZM218 201V202H219ZM96 202V201H95ZM103 202V201H102ZM103 203H105V201L103 202ZM108 204V203H107ZM106 204V205H107ZM80 205H82V204H80ZM95 205H96V203H95ZM100 205H101V203H100ZM109 209V208H108ZM41 211H44V212H41ZM111 211V210H110ZM85 212H86V210H85ZM87 214V212L85 213V215ZM88 215V214H87ZM88 216H90V215H88ZM102 216V215H101ZM90 218H91V216H90ZM83 219V218H82ZM81 219V220H82ZM92 220V219H91ZM259 221V220H258ZM123 220L120 218L118 221H116V222H112V221H108L107 222V228H108V230H109V232L111 231V230H113V228L114 227H116V229H118L119 227L118 226H122L123 225ZM119 223V224H118ZM129 224V223H128ZM148 224H150V223H148ZM262 224V223H261ZM130 225V224H129ZM263 225V224H262ZM87 228H83V231H85ZM50 230V237L53 239V241L51 240V239H49L46 235V233H43V231H49ZM92 231L93 232V230H92V228H90L89 227V229H87V231ZM87 231H85V232H83V233H86ZM133 231V230H132ZM136 231V230H135ZM68 232H69V230H68ZM73 232V231H72ZM119 234H116V238L118 239V238H120L121 236H123V233L122 232H118ZM60 236V235H59ZM115 237H113V236H111L110 235V233H105V234H101L100 235V237H99V243L100 244H102V245H107V242H110L112 239H114ZM89 239V238H88ZM136 240V239H135ZM120 241V240H119ZM122 243V242H121ZM137 243V242H136ZM40 244H42V245H40ZM263 245V244H262ZM108 247H110L109 246V244L107 245ZM90 247V246H89ZM122 248H124L123 246H121ZM137 247V246H136ZM110 249H111V247H110ZM120 249V248H119ZM131 249V248H130ZM122 250V249H121ZM175 250H177V249H173V250H169V251H167L166 252V255H168L167 256V260H169V261H171V260H177V259H179V258H181V257H184V256H186V254H188L191 250H189V249H181L180 247H179V249H178V251H175ZM106 251V250H105ZM131 251V250H130ZM135 251V250H134ZM105 253V252H104ZM121 253H123V251L121 252ZM136 253V252H135ZM134 254V253H133ZM132 254V255H133ZM122 255V254H121ZM139 256V255H138ZM108 257L110 258V259H112L113 257H114V253L113 252H110L109 254H108ZM126 257V256H125ZM124 257V255H123V258H125ZM81 258H84V259H82L81 260ZM131 259V258H130ZM124 260V259H123ZM124 262V261H123ZM240 263H242V262H240ZM121 264H123V263H121Z\"/></svg>",
	"mask_w": 264,
	"mask_h": 264
},
{
	"label": "crops",
	"instance_id": "obj_3",
	"mask_svg": "<svg viewBox=\"0 0 264 264\" xmlns=\"http://www.w3.org/2000/svg\"><path fill=\"white\" fill-rule=\"evenodd\" d=\"M236 0H88L80 1L96 15H103L110 30L123 26L153 36L186 22L193 14L205 15ZM116 33L117 32H112ZM114 39V37H113ZM116 39V38H115Z\"/></svg>",
	"mask_w": 264,
	"mask_h": 264
}]
</instances>
